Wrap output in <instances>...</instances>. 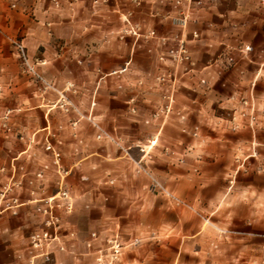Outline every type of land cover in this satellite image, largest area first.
<instances>
[{"label": "rangeland", "instance_id": "obj_1", "mask_svg": "<svg viewBox=\"0 0 264 264\" xmlns=\"http://www.w3.org/2000/svg\"><path fill=\"white\" fill-rule=\"evenodd\" d=\"M58 1L48 0L40 8L36 0H0V264H25L30 252L39 253L30 235L45 227L47 214L39 207H45L49 197H55L53 212L60 218L59 234L65 245L92 228L86 242L92 247L93 239L100 236L95 227L101 199H128L126 207L142 210L117 221L113 234L122 238L123 252L112 264H126L124 250L133 245L126 230L138 233L132 238L135 245L148 230L175 231L174 213L181 207L194 211L201 226L211 228L218 240L230 243V257L226 252L223 262L218 258L223 252L216 251L217 259L210 264H264V0H221L220 6L200 13L205 20H214L217 29H227L231 37L240 34L252 49L245 54L233 47L238 68L209 76L211 88L198 87L196 75L178 76L173 107L160 116L154 112L164 100L166 86L158 84L156 74L126 75L155 66L142 43L146 39L132 34L121 37L122 12L133 11V20L143 31L148 29L141 12L146 0L141 4L92 0L101 6L104 19L97 31L85 28L82 0ZM156 17L165 27L175 25L170 18ZM238 22L241 26L233 29ZM12 38L25 43L39 74L22 62ZM192 52L199 67L215 57L208 55L205 44H195ZM127 61V71L114 73ZM224 81L229 85L226 91ZM243 96L255 102L257 117L251 123L250 116H243L241 126L233 129L231 114L252 110L241 103ZM209 97L215 100L209 106L193 103ZM195 129L212 138L188 133ZM152 132L158 136L148 135ZM177 138L185 139V153L178 157ZM202 144L219 149L220 164L208 167L210 178L225 182L230 192L226 201L238 210L224 221L197 209L168 182L167 156L178 158L184 170L199 158L214 159L211 154L189 155L187 149ZM156 180L166 190L155 187ZM63 191H69L70 197ZM154 200L166 203L171 215L167 224L145 211ZM9 203L14 206L8 207ZM244 213L248 218L239 219ZM113 234L106 235L101 248ZM45 261L37 257L38 264Z\"/></svg>", "mask_w": 264, "mask_h": 264}, {"label": "crops", "instance_id": "obj_2", "mask_svg": "<svg viewBox=\"0 0 264 264\" xmlns=\"http://www.w3.org/2000/svg\"><path fill=\"white\" fill-rule=\"evenodd\" d=\"M36 2H38L37 5L40 6V8H43L48 3V0H36ZM113 2L116 1L113 0ZM80 5V10L83 12V16H85V28H94L95 31H97L98 28L102 29L104 26V19L99 14L101 6L94 5L92 0H82ZM220 5L221 0L210 7H205L195 12L194 19L191 20L189 25L190 29L183 31L181 27L172 24L165 27L161 18L152 15V11L155 9L172 7L170 3L165 0H146L143 9L141 10L143 13L142 19L144 26L148 28L156 27L158 29L159 36L150 40H142V43L146 45V49L155 66L138 70L134 69V71L130 70L126 73V75L134 76L139 72L146 76L155 75L162 64L160 60L161 53H166L168 61L171 64V68L174 69L175 65L171 56L167 53V48L169 45L176 43L174 40L176 35L183 34L188 38V44L191 51L195 44L208 45V55H214L215 57H217L220 52L227 51L228 45L245 42L239 33V35L231 37L232 33H230L227 29H223L222 31L217 29L216 26L218 25L214 20H205L201 17L200 13L202 11L207 9L213 10ZM92 10L95 12L94 15L91 13ZM121 24L124 26L123 21ZM233 24L235 25L233 29H237L241 26L239 22ZM196 29L201 32V37L198 39L193 38V31ZM233 33L236 34L237 31ZM164 37L167 39H164ZM136 42L137 41L133 43L131 55H134L135 53ZM193 59L195 60L193 69L189 70V67L184 64L181 67L179 76H198V87L202 86L211 88V80L209 76L212 74L226 75L231 70L234 71L238 68V61L231 67L224 66V64L220 61H214L211 64L206 63L199 67L197 66L194 54ZM203 77L208 80L206 84L201 82ZM226 85L229 86L228 82L224 81V91L228 90ZM213 102H215V100H212L210 97L205 101H200L198 99L193 100V103H195L194 105L197 107L209 106ZM146 120L150 121L149 118ZM118 121L120 123V120ZM188 133H191L194 136H200V138L203 139L212 138V135H200L199 131L198 134H194L190 131ZM139 134L140 133H137L136 135ZM148 135H152L153 137L158 136L156 132H152ZM213 139H223V137L215 136ZM176 140L178 143L176 145L177 149L175 152L177 154L175 156H183L185 151L182 144L185 139L177 138ZM202 146L203 144L199 148L198 146L189 148L190 150L187 149V152L189 155L196 157L198 155L206 156L211 154L212 158L215 160L199 158L197 163L189 166V170H184V163H180L178 158H176V160H172L168 159L167 156V159L165 160V169L169 172L167 175L169 185L173 187L179 195L190 201L197 209L213 215L214 219L219 221L230 219L231 214H233V212H237L238 210H233L232 203L226 201L230 192L227 190L225 182L213 175L212 178H210L208 169L209 166L215 165L217 167L220 164V157L217 156L219 149L214 146ZM184 160H182V162ZM173 161H175L174 166H172ZM126 200L128 199L115 198L109 201L101 199L97 203L99 218L95 228L100 229V236L97 239H93L92 247L86 244L87 240L91 239V228L89 231L83 232L80 237L74 240L70 239L66 242V250H60L58 248V242H54L51 259L49 261H45L44 263L72 264L74 261L76 264L81 262L86 264H95L96 252L102 245H104L106 235L113 234L117 231L116 226L119 225L117 221L122 219V217H124V219L133 218V215L131 214H141L142 212L140 208L134 209L132 207H126ZM167 208L166 203L161 201L156 202L154 200L153 202L150 201L149 206L145 209V211H148V213H155L156 217L158 216L160 221L167 224L166 222L171 216H169ZM174 215L175 231L168 229H162L160 231L156 229L148 230L144 233L143 238L139 237L141 241L138 245H135L137 243L136 238L132 240L133 236L138 235V233H131L126 230L124 234L128 241H132L131 244L133 245L125 248L123 253V262L126 264H201L200 262H202V264H210L212 261L215 262L217 259L216 251L223 252L222 255L218 256L219 260H222L223 262L226 260V252L227 257H230L232 252L230 243L218 240L215 232L211 228L202 227L201 219L194 211L186 207H181L176 209ZM247 218L246 213L239 215V219L244 220ZM86 235L87 237L84 238ZM72 251L75 252L74 255L72 254ZM31 257L32 252L28 254L25 264L29 263Z\"/></svg>", "mask_w": 264, "mask_h": 264}, {"label": "built area", "instance_id": "obj_3", "mask_svg": "<svg viewBox=\"0 0 264 264\" xmlns=\"http://www.w3.org/2000/svg\"><path fill=\"white\" fill-rule=\"evenodd\" d=\"M58 4L59 1L55 0ZM137 4H141L142 0H134ZM168 3L172 5V7H169L161 12V10H153L152 15H162L165 18H170L172 23L175 25L181 27L183 31H186L188 28L189 23L192 19H194V13L198 10L210 7L214 4H216L219 0H165ZM133 11L129 12H122V18L124 21V26L122 27V33L121 37H125L127 34H132L136 36L137 38L143 37L146 40L153 39L155 37H158V31L156 28L151 27L143 31L141 29V26L139 23L135 22L132 18ZM201 37V32L199 30L193 31V38L198 39ZM166 37H164L165 39ZM167 39V38H166ZM174 40L176 41L175 44L169 45L167 48V53L171 56L175 68L172 69L169 67V61L166 53L160 54V60L163 64V66L157 71L156 77L158 84L164 85L165 90L163 92V98L164 100L159 104V108L157 111L154 112V116H160L163 113H168L172 107L173 103L175 102V92L177 90V82H178V76L180 75L181 67L182 65H186L189 67V70L193 69V65L195 63V60L193 59L192 51L188 44V38L185 37V35H176L174 37ZM12 42L14 43L17 54L21 58L22 62L31 70L37 72L35 64L31 57L29 56V53L27 51V47L25 43L17 38H12ZM238 49L240 52L247 54L251 49L252 45L250 43L246 42H240L238 45H228V50L225 52H220V54L217 57H214L209 60L207 64H211L214 61H220L224 64L226 67H231L237 63V58L233 53L232 48ZM130 61H127L123 66H121L118 69L114 70V73H123L128 70ZM38 73V72H37ZM39 74V73H38ZM201 82L203 84H206L208 82L207 78L203 77L201 79ZM241 103L245 105L246 107H251V112L249 111H241L240 113H234L231 114L230 117V124L233 129H237L241 126V117L243 116H250V121L253 123L256 120V115L254 114L256 105L255 102L246 96H243L241 98ZM133 110H136L135 107H133ZM223 114V113H222ZM186 130V128H184ZM194 134H198V130L195 129L193 131ZM155 187H161L166 190V188L162 185L160 181H155L154 183ZM65 197H70L69 191H63V194ZM177 200L182 201L177 196L173 195ZM54 198L55 197H49L46 199V206L45 207H39V210H44V212L47 214L46 218V225L41 230L33 231L30 235V242L33 247V249L39 250V253L32 254V257L28 264H38L37 257L43 256L46 261H49L51 259V254L54 249V242H58V248L60 250H66V245L61 239V236L59 234V228H60V218L58 215H56L53 212L54 207ZM16 200V199H15ZM8 207H13L14 204L9 203ZM72 204L68 201L67 206H71ZM14 213L17 212V210H13ZM96 233H93V236H95ZM108 245L104 248H100L97 253V262L98 264H112L115 261L120 260L122 255V238L119 234H113L108 239ZM89 244H91L89 242Z\"/></svg>", "mask_w": 264, "mask_h": 264}]
</instances>
